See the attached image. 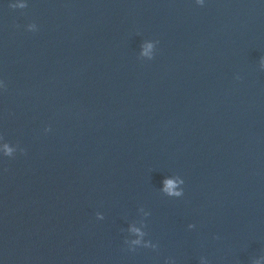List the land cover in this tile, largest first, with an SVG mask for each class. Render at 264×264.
Listing matches in <instances>:
<instances>
[{"label":"water","instance_id":"obj_1","mask_svg":"<svg viewBox=\"0 0 264 264\" xmlns=\"http://www.w3.org/2000/svg\"><path fill=\"white\" fill-rule=\"evenodd\" d=\"M0 84V264H264V0H0Z\"/></svg>","mask_w":264,"mask_h":264},{"label":"clouds","instance_id":"obj_2","mask_svg":"<svg viewBox=\"0 0 264 264\" xmlns=\"http://www.w3.org/2000/svg\"><path fill=\"white\" fill-rule=\"evenodd\" d=\"M197 3L200 5V6H203L204 5V0H197ZM19 7H23V5H18ZM0 86H3L2 84H0ZM0 150H2L6 155H10V149H8L7 145H4L2 148H0ZM169 188H171V186H169ZM169 194H173V195H178L179 193H172L170 191Z\"/></svg>","mask_w":264,"mask_h":264}]
</instances>
